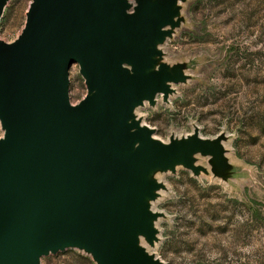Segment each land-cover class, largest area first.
I'll return each mask as SVG.
<instances>
[{
	"label": "water",
	"instance_id": "95a60500",
	"mask_svg": "<svg viewBox=\"0 0 264 264\" xmlns=\"http://www.w3.org/2000/svg\"><path fill=\"white\" fill-rule=\"evenodd\" d=\"M9 0H0V19ZM183 0H31L21 33L0 39V264H43L66 248L97 264H159L151 209L159 172L228 168L224 135L164 142L135 109L187 79L161 45ZM73 63L86 85L73 104Z\"/></svg>",
	"mask_w": 264,
	"mask_h": 264
},
{
	"label": "rangeland",
	"instance_id": "374dc122",
	"mask_svg": "<svg viewBox=\"0 0 264 264\" xmlns=\"http://www.w3.org/2000/svg\"><path fill=\"white\" fill-rule=\"evenodd\" d=\"M31 0H9L0 19V39L22 31ZM180 25L161 45L168 64L185 62L187 79L172 84L167 101L135 109L153 136L169 142L198 129L224 135L228 168L211 172L209 156H196L205 171L182 165L155 174L164 188L151 208L156 241L148 253L159 264H264V0H183ZM73 63L69 97L86 94ZM0 129V134H1ZM43 264H97L90 254L66 248L41 257Z\"/></svg>",
	"mask_w": 264,
	"mask_h": 264
},
{
	"label": "bare ground",
	"instance_id": "6f19581e",
	"mask_svg": "<svg viewBox=\"0 0 264 264\" xmlns=\"http://www.w3.org/2000/svg\"><path fill=\"white\" fill-rule=\"evenodd\" d=\"M153 201H151V206L153 205L154 206V204L152 203ZM152 209V208H151ZM143 239V237H141V240Z\"/></svg>",
	"mask_w": 264,
	"mask_h": 264
}]
</instances>
